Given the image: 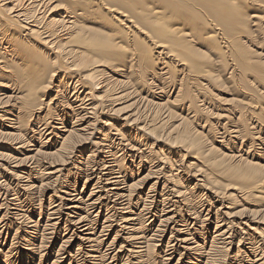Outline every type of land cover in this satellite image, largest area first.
Listing matches in <instances>:
<instances>
[{
    "label": "bare ground",
    "instance_id": "1",
    "mask_svg": "<svg viewBox=\"0 0 264 264\" xmlns=\"http://www.w3.org/2000/svg\"><path fill=\"white\" fill-rule=\"evenodd\" d=\"M0 192V264H264V0H0Z\"/></svg>",
    "mask_w": 264,
    "mask_h": 264
},
{
    "label": "rangeland",
    "instance_id": "2",
    "mask_svg": "<svg viewBox=\"0 0 264 264\" xmlns=\"http://www.w3.org/2000/svg\"><path fill=\"white\" fill-rule=\"evenodd\" d=\"M223 93H224V95L226 96V95H228L229 91H227V90H223ZM152 108H153V107H151V106L149 105V106L147 107L146 111H145L144 113H142V114H143L142 117H143V118L146 117V119H150V117L153 116L154 112H156V110H155L154 108H153V109H152ZM151 109H152V110H151ZM153 110H154V111H153ZM146 113H147V114H146ZM144 114H145L146 116H145ZM147 116H149V117L147 118ZM261 138H262V136H261ZM246 140H247V139H246ZM237 143H238V144H237V147H238V146H241V147H242V146H244V145L247 146V147L249 146L248 141H247V142L244 141V142L242 143V145H241V141H240V140H238ZM257 143H258V142H256V144H257ZM247 144H248V145H247ZM258 144H259V143H258ZM258 144H257V145H258ZM257 145H256V146H257ZM80 187H81V185H80ZM80 187H79V188H80ZM2 196H3V193L0 192V198H1V199L3 198ZM21 200H22V199H21ZM29 205H30V204H29ZM32 205H34V204L32 203ZM28 207H30V209L33 208V207H31V206H28ZM235 242H237V241H235Z\"/></svg>",
    "mask_w": 264,
    "mask_h": 264
}]
</instances>
